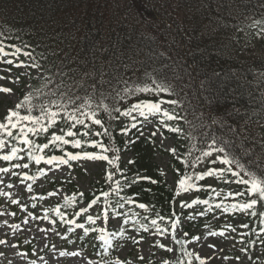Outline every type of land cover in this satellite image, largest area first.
I'll return each instance as SVG.
<instances>
[{
  "label": "trees",
  "instance_id": "16d2710c",
  "mask_svg": "<svg viewBox=\"0 0 264 264\" xmlns=\"http://www.w3.org/2000/svg\"><path fill=\"white\" fill-rule=\"evenodd\" d=\"M262 31L264 0H0V40H3L5 48L16 45L30 52L32 60L45 73L41 83L33 85L30 94L33 102L39 105L58 100L71 109L73 105L68 104L70 98L79 104L85 97H91L97 117L103 121L109 136H93L91 133L103 132L104 129L92 125L89 136L79 138L102 139L114 149L107 155L119 157L112 165L102 161L105 164L104 177L92 184V192L81 195L73 185H68L69 196L56 203L54 210L58 208L61 214L76 213L79 204H89L99 197L97 203L103 213L107 199L109 215H114V211L121 213L123 227L132 231L144 235L146 232L139 226L147 224L149 230L157 232L156 226L150 224L152 219H157L158 226L166 229L164 234L173 238L176 251L171 264H199L183 238H176L175 230L171 228L174 220H178L177 224L181 226L183 214L178 211L177 204L184 191L177 195V188L173 190L153 162L152 137L129 142L128 134L124 135L121 128L129 127L132 120L120 116L115 109L124 111L139 101L157 99L151 93L131 95L125 89L151 84L152 80L172 85L174 94L159 95L164 99L177 100L179 103L172 108L176 115L182 117L169 122L181 130L170 132L178 155L172 151L165 152L176 184L185 175L191 177L188 181L191 183L195 174L218 163L216 160L215 163L206 161L208 157L197 162L201 153L209 150L213 137L227 143L231 156L238 158L245 169L264 173ZM101 101L108 106V111L96 107ZM33 114L39 115V111ZM66 127V121L60 120L47 134H30V138L37 144H43L53 132L60 134V129ZM17 131L13 129L14 133ZM74 131H81V126ZM4 138L10 145L8 151L13 146L23 149L18 156L21 158L23 155L32 170L43 165L44 161L36 164L28 159L27 148L21 142ZM84 151L99 150L86 146L74 148L68 144L59 148L50 146L41 154L47 158L64 156L65 152L76 154ZM1 152L2 149L0 155ZM126 152H130L132 157L124 162L122 155ZM218 155L224 154L214 152L210 157L217 158ZM18 160L0 161L7 167ZM219 167L226 169L229 165ZM231 167L240 175L234 177L230 172L212 175L210 189L196 192V199L209 203L196 206L206 210L204 218L214 211H221L231 218L236 215L243 217L248 234L240 243L245 252H252L261 236L251 238L250 233L264 228V215H261L264 202L249 210L231 209L233 203L243 204L251 198L258 199L247 194L228 195L234 186L240 192L246 189L244 184L234 182L246 178L244 171L235 164ZM109 172L114 173L111 180L107 179ZM217 191L224 193L218 195ZM103 192H108L109 196H102ZM129 198L134 203H127ZM117 201L125 206L116 207ZM141 203L147 207L139 208ZM217 203L222 207L216 208ZM223 206L230 210L223 211ZM53 213L58 219L56 212ZM78 217L89 229L87 233L83 229L79 235L81 243L88 245L97 235L95 222H89L87 214ZM125 220L128 222L124 223ZM191 224L198 226V222L189 221L188 226H181L182 230L187 232ZM88 234L90 238L85 239ZM98 253L102 254V251L98 249Z\"/></svg>",
  "mask_w": 264,
  "mask_h": 264
},
{
  "label": "rangeland",
  "instance_id": "374dc122",
  "mask_svg": "<svg viewBox=\"0 0 264 264\" xmlns=\"http://www.w3.org/2000/svg\"><path fill=\"white\" fill-rule=\"evenodd\" d=\"M5 59H12V57ZM18 60H23L26 64L33 63L31 58L22 53ZM8 68H11V72L0 71V76L4 77V79H0V87L9 88L12 91L8 94L0 92V118L7 114L9 109H13L25 95H29L32 86L45 77L40 66L37 68H15L11 65L0 64V69ZM17 76H19L18 81L16 80ZM162 107L172 110L167 104ZM132 115L137 114L133 113ZM138 119L142 122L137 123L135 129L129 127L130 139L134 142L138 138L153 137V162L161 169L166 181L174 186V179L169 171V159L164 153L175 149L174 138L170 137L167 128L159 123L158 118L150 117L147 121H144L143 118ZM153 132H156L157 135L153 136ZM131 157L132 155L128 152L122 155V160L125 162ZM23 164L20 162V165ZM0 168H2L1 164ZM44 170L45 179L42 178L39 171L33 174L34 179H24V175L29 176V174L22 166L15 169L9 168L7 173L0 172V240L5 241L0 244V264H118V262L119 264H161L162 260L170 261L174 251L171 239L167 235L160 236L154 232H149L141 238L137 233L125 231V236L120 237L115 243L114 259L110 262L92 257L79 245L68 246L67 236L69 234L66 227L56 224L51 216H47L48 218L45 219L44 208L50 207L53 202L61 201L67 196V187L64 183L72 184L80 192H90L92 183L103 178L104 164H101L100 160L78 159L71 167L66 165L56 167L53 163L52 165L46 164ZM53 182L55 185H51ZM29 185H31V190L28 188ZM211 185L210 180L206 184H201L199 190L210 189ZM230 190L231 193L240 192L236 186ZM49 193L54 194L49 195ZM222 193L224 191L218 192V194ZM40 197L41 201H37ZM195 198L196 193L192 196L186 192L182 201L185 204H191ZM13 200L16 203H12ZM194 206L193 204L191 207H182L180 203V210H187L183 225L193 215V222L199 218L201 227L197 229L192 224L189 233H183L176 227L178 236L188 235L186 242L194 256L199 258V261L202 260L203 264H252V261L248 260L246 256L240 255L238 245V241L245 233V227H242L244 225L243 217L230 218L225 214L215 213L211 218L202 220L204 214L200 215V213L203 211ZM14 208H17V211H14ZM97 224L99 237L111 236L110 229H118L119 220L112 217L105 221L100 217ZM13 225L16 227H12ZM76 225L77 223H74L72 227L79 231ZM101 228L105 231L101 232ZM220 232H223L224 235H219ZM210 233L217 234L211 235ZM193 237L199 239H193ZM262 242L255 248L252 255L256 261H261L262 257L264 259V237ZM159 244L165 245V248H160ZM28 246H32L31 252L27 250ZM47 246L49 247L47 248ZM167 248H171L173 251L169 252L166 250ZM61 252L66 254L61 256ZM72 252L79 253V255H68Z\"/></svg>",
  "mask_w": 264,
  "mask_h": 264
},
{
  "label": "snow or ice",
  "instance_id": "6c2138e0",
  "mask_svg": "<svg viewBox=\"0 0 264 264\" xmlns=\"http://www.w3.org/2000/svg\"><path fill=\"white\" fill-rule=\"evenodd\" d=\"M264 35V31L261 33ZM13 51L9 52L5 50V44L3 40H0V64H6L11 65L15 68H21V67H31V68H37L38 65L36 63L26 64L23 60H18L19 55L22 53L24 56L32 58V54L27 51H23L21 47H17L16 45L10 46ZM7 57H12V59H5ZM7 70L11 72V68L8 69H0ZM0 79H4L3 76H0ZM16 80H19V76L16 77ZM11 89L6 87H0V92L8 94L11 93ZM125 92H129L131 95H135L136 93H151L153 95L157 96V99L155 101L153 100H142L138 103L132 104L127 110L120 111L119 108L115 109L116 112H119L120 116L124 117H131L134 123L131 124V128L135 129L137 127V123H141L142 121L138 118H143L144 121H147L150 117H156L158 118L159 123L164 127L167 128L171 132H180L181 130L176 127H172L168 121L172 120H178L182 119V117H179L175 114L174 108L172 110H169L168 108L162 107L163 105H171L176 106L179 102L174 99H164L163 96H160L161 93H168V94H174L172 85L165 84L164 82L152 80L151 84H145V85H137L133 87L131 90L125 89ZM78 100L80 98H77ZM68 104H72L73 106L71 109L68 108L66 104L61 103L58 100H52L47 104H35L33 102V97L29 95H25L23 99L15 105L14 109H9L7 111V115L5 116L3 121H0V149H4L7 147L6 141L4 137L11 138L12 140H16L21 142L24 146L27 148V156L30 161H35L36 164H40L41 161H44L46 164L52 165L54 162L56 167H59L60 164H69V161L72 160H78V159H89V160H102L107 161L108 164L112 165L116 161L119 160L118 156H112L111 158L109 155H107L108 152L114 151V149H111L108 145H106L103 140H81L79 137H88L91 131L92 125H98L101 128H103V132H94L91 133L93 136L101 137V136H109L108 129L104 126L103 121L97 117V112L93 108V100L91 97H85L83 99L82 103L76 104L74 101L71 100V98L68 101ZM97 108H103L105 111H108V106L105 105L102 101L96 105ZM38 110L39 115H34L33 112ZM63 113V115H61ZM133 113H136L137 115H132ZM114 119H119V117H114ZM60 120L66 121L67 127L60 129V134H57L56 132H53L51 134V137L47 139L46 143L43 144H37L35 141H33L30 138V134L32 136H40L42 134H47L49 130L55 126ZM77 126H81V131L76 132L74 129L77 128ZM13 129H17L18 131L16 133L13 132ZM128 126H125L121 128V132L124 135L128 134ZM142 135V133H141ZM153 136L157 135L156 132L152 133ZM73 138V139H68ZM71 144L74 148H81V147H91L98 149V152H88L84 151L82 153H76L73 154L71 152H65L64 156H51L45 158L44 155L41 153L44 152L45 149H48L50 146L53 147H61L62 145H68ZM229 146L227 143L223 141H217L215 137L212 138L211 143L208 146L207 151H203L201 153V157L197 158V162H199L204 157H209L212 155V153H223V156H217V160H219L221 163L225 165H229L226 169H209L207 172L195 174L194 179L195 180H201L205 176H212L214 174L216 175H222L225 172H230L234 177H238L240 175L239 172L234 171L231 165L235 164L237 168H240L245 173L246 178L238 179L234 182L244 184L246 186L245 192H238V193H229V196H243L247 194L249 197H258L257 198H251L249 202L238 204L233 203L231 205V209H240V210H249L252 209L254 206H256L259 202H264V173H258L253 170L245 169L244 166L240 163V160L236 158L235 156H231L229 150ZM23 151V149L18 148L16 146L11 147L10 151H8L6 154L0 155V160L4 161H11L14 158L19 159L18 153ZM173 153L175 152V149H170ZM66 157V158H65ZM216 161H212V163H215ZM129 163H132V161H129ZM23 167L28 168L29 165L27 163L20 165V164H14L13 167ZM195 165L193 164V167ZM9 171L8 168H0V172L7 173ZM119 171V169H117ZM41 173L43 174V169H41ZM15 175V173H13ZM114 173L109 172L107 174V179L111 180ZM24 179H34V177H29L26 174L23 177ZM139 179V177H138ZM145 179H150L145 177ZM191 179V177L185 175L183 178H181L177 182V195L181 191L187 192L188 190L195 187L194 184L188 183V181ZM152 183H156V181H151ZM11 187V185H9ZM29 190H31V185L28 186ZM117 188H119V185H117ZM54 193H49V195H53ZM5 195H7L5 193ZM82 195V194H81ZM102 196L108 197V192L101 193ZM74 199V198H73ZM99 200V197L96 199H93L89 204L88 207H92V205L96 204ZM129 204L134 203L133 200L130 198L126 201ZM12 203H16L15 200L12 201ZM209 202L207 200H193L191 204H185L183 201H181L182 207H191L193 204H205L207 205ZM105 209L103 210V218L105 221L109 219V212H108V201L105 200ZM125 205L124 203H120L117 201L116 207L123 208ZM139 208L145 209L147 206L145 204H139ZM216 208H221L222 205L220 203H217L215 205ZM211 206H209V209ZM230 209L227 206H223V211L228 212ZM56 212L57 216H62L60 210L57 208L54 210ZM87 212V208H81L79 212L75 213V215L79 216L81 213ZM115 216L119 217L121 216V213L115 212L113 213ZM204 213H200V215H203ZM253 215H256L255 212L252 213ZM261 215H264L262 213ZM45 219L48 217L45 216ZM99 218V217H97ZM89 222L94 223L95 220L93 216L89 215L87 217ZM161 220L164 219V217H160ZM128 221L125 220L124 223H127ZM68 223H72V221H68ZM177 223H179L178 220H174L171 223V228L175 229ZM150 224L153 226H156V230L160 235H164V232L166 229H161L157 224V219H152L150 221ZM78 228L84 229L85 233L89 231L88 228H85L83 224H77ZM12 227H16V225H13ZM140 229H143V231L147 232L149 230L147 224H140ZM242 227H247V225H242ZM71 231V229H69ZM101 232H104L105 230L103 228L100 229ZM261 231H264V228L261 229ZM123 234V230L121 229V233ZM211 235H216L217 233H210ZM187 235V234H185ZM219 235H224L223 232H220ZM100 239L104 240L105 245L110 244V240L106 238V236H101ZM193 239H199L198 237H193ZM138 242V241H134ZM5 243V241L0 240V244ZM160 248H165V245L159 244ZM14 247V246H13ZM107 247H105V251H107ZM169 252H172L173 249L167 248L166 249ZM243 251V249H242ZM66 253L61 252L60 255L63 256ZM68 255L76 256L79 255V253L72 252L68 253ZM185 255H190L189 253H185ZM143 259V257H141ZM199 259V258H198ZM119 264V262H118ZM161 264H170L168 260H162ZM178 264V262H177ZM200 264H203V261H200Z\"/></svg>",
  "mask_w": 264,
  "mask_h": 264
}]
</instances>
